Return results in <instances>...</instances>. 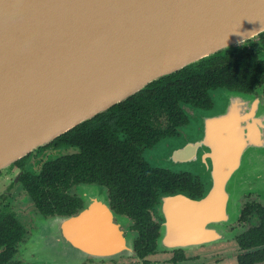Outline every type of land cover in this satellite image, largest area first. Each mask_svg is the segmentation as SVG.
<instances>
[{"label": "water", "instance_id": "95a60500", "mask_svg": "<svg viewBox=\"0 0 264 264\" xmlns=\"http://www.w3.org/2000/svg\"><path fill=\"white\" fill-rule=\"evenodd\" d=\"M263 33L264 0H0V171L151 83ZM222 93L229 113L209 117L199 144L210 151L213 186L187 202L184 220L168 213L167 229L181 245L217 238L208 225L229 219L226 189L245 150L264 149L260 100ZM168 147V158L185 165L189 147ZM80 222L64 221L59 231L78 256H114L124 246L112 226L85 248Z\"/></svg>", "mask_w": 264, "mask_h": 264}, {"label": "flooded vegetation", "instance_id": "af4514ba", "mask_svg": "<svg viewBox=\"0 0 264 264\" xmlns=\"http://www.w3.org/2000/svg\"><path fill=\"white\" fill-rule=\"evenodd\" d=\"M245 51L258 53L259 61L264 63L261 35L214 56L226 60ZM262 75L260 79L264 80ZM254 86L240 92L258 98L264 109V81ZM226 87L228 85L218 84L215 89L201 94V100L180 104L182 114L174 112L177 119L166 111L155 110L145 114L142 123L137 117L120 121L121 117H114L118 114L114 110L125 102L119 103L89 120L98 117L96 122L80 131L75 145L60 144L57 138L1 170L0 180L8 184L0 191V221L8 226L10 222L11 229L3 238L0 235V253L5 247L14 250L9 264H49L22 260L25 251L30 252L29 244L37 235V223L43 219L57 222L61 230L62 222L77 219L81 222L76 226L84 230L77 231L76 237L84 239L85 248L94 236L103 237L105 228L112 231V226L121 234L124 246L115 249L119 254L114 256L86 258L79 255V260L66 264H264L262 174L258 175L259 182L248 183L244 193L238 191V185H227L229 219L208 225V229L217 234L210 242L181 245V237L170 235L166 225L171 216L168 213L179 212L181 215H174L184 220L187 202L201 201L213 186L208 180L212 167L207 157L210 151L206 145L199 144L205 139L209 117L229 113L230 101L220 106L215 102L216 93L228 91ZM249 122L252 124L251 120ZM93 125L109 132L102 138L103 142L95 141L97 135L90 132ZM227 128L230 131L235 126ZM162 142L173 144L172 153L189 147L188 153H184L185 169L164 168L149 160L147 156ZM256 149L248 147L245 150L240 170L246 159L256 160ZM88 152L94 155L90 157ZM115 153L123 157L114 161L116 170L112 171L114 163L110 158ZM99 157L101 159H96ZM179 161L173 162L181 165ZM145 166L148 173H153V178L149 175L148 180L154 183L138 186L154 190L141 191L138 187L132 192L123 187L129 182L120 181L118 177H138ZM17 188L20 190L16 194ZM38 195L41 196L40 205L34 199ZM198 226L202 227L195 225ZM98 229L102 235L97 233ZM9 241L12 243L8 244ZM101 241L104 243L103 238ZM76 253L82 252L76 248Z\"/></svg>", "mask_w": 264, "mask_h": 264}, {"label": "trees", "instance_id": "16d2710c", "mask_svg": "<svg viewBox=\"0 0 264 264\" xmlns=\"http://www.w3.org/2000/svg\"><path fill=\"white\" fill-rule=\"evenodd\" d=\"M261 38L264 39V33L261 34ZM262 74H264V63L259 61L258 53L245 51L239 55H234L231 58L228 57L226 60H223L220 56L209 57L176 74L151 83L143 91L125 101V103L116 106L114 111L118 114H115L114 117H121L122 120L119 118L120 121H124L127 118L133 119L137 117L136 119L140 120L142 123L145 120V114L159 110L166 111L170 116L177 119L174 112L177 111V113L182 114L180 104L201 100V94H205L208 91L215 89L218 84H226V86L228 85V88L237 89L232 90L226 87L228 91L244 93L240 91L246 90V88L252 87L253 85H260L261 82L264 81L260 79V77L263 76ZM147 116L150 117V115ZM97 119L98 117L92 121L84 123L85 125L83 124L78 128L71 130L57 140L60 141V144L75 145L76 140L78 139L77 137L81 134L80 131H84L86 125H92ZM90 132L97 135V137H95L96 142H103L102 138L109 133L96 125H93V130ZM92 154L94 155V153L88 152L90 157ZM96 154L100 155L98 152H96ZM120 157H123V155L115 153L110 158V162L113 161L114 163L112 171L116 170L115 162L120 161ZM96 159L101 158L99 157ZM146 168L147 166L138 173L139 178L135 177L129 179L118 177L120 181L128 180L129 185H123V187L130 188L128 190H132L133 192V190H138L140 185H152L154 182L148 180V178L149 175L153 178V173H148ZM131 169H133V167L129 170ZM158 182L159 181L156 180V183ZM147 189L154 190L153 187H139V190L141 191ZM40 197V195L34 197L39 205L41 204ZM6 219L8 221V217ZM8 229H11L10 222L8 226L3 225L0 221L1 238L9 234L7 231ZM9 237L10 235L8 238ZM10 243H12V241H9L8 244ZM13 254L14 250L12 248L5 247L0 253V264H9L8 262L13 258Z\"/></svg>", "mask_w": 264, "mask_h": 264}, {"label": "rangeland", "instance_id": "374dc122", "mask_svg": "<svg viewBox=\"0 0 264 264\" xmlns=\"http://www.w3.org/2000/svg\"><path fill=\"white\" fill-rule=\"evenodd\" d=\"M222 92H217L215 96V102L217 105H221ZM169 142H162V144L154 151H152L147 157L149 160L161 167L170 168V169H185L186 165H176L171 158H168V147ZM254 151V150H253ZM256 154L264 156V149L256 150ZM264 162H258V159L245 160L244 167L237 172L231 185H238V191L241 193L245 192V189L248 187V183L259 182L258 175L262 174L264 176ZM7 181L0 180V191L4 186H7ZM18 187V186H17ZM19 188L15 190L17 194ZM20 215V214H19ZM21 216V215H20ZM38 222L39 230L36 237L33 238L29 244L30 252L25 251L22 260L24 262H42L49 264H66L62 258H65L68 261L79 260L77 253L67 244L61 243V236L59 230V223L53 221ZM36 224V221H34ZM29 227V223H26ZM36 230V229H35Z\"/></svg>", "mask_w": 264, "mask_h": 264}]
</instances>
